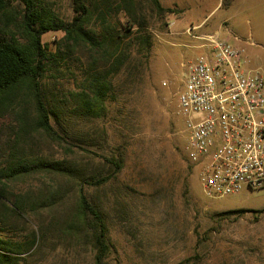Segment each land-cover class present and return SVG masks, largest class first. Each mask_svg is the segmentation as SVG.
I'll return each instance as SVG.
<instances>
[{
    "label": "trees",
    "instance_id": "trees-1",
    "mask_svg": "<svg viewBox=\"0 0 264 264\" xmlns=\"http://www.w3.org/2000/svg\"><path fill=\"white\" fill-rule=\"evenodd\" d=\"M72 8L64 20L50 0H0V264H29L45 247L89 246L93 264L110 252L104 201L86 188L111 182L125 152L102 153L100 165L88 154L109 146L97 121L127 100L149 57L151 23L172 8L160 0H72ZM58 30L50 49L42 35Z\"/></svg>",
    "mask_w": 264,
    "mask_h": 264
},
{
    "label": "rangeland",
    "instance_id": "rangeland-1",
    "mask_svg": "<svg viewBox=\"0 0 264 264\" xmlns=\"http://www.w3.org/2000/svg\"><path fill=\"white\" fill-rule=\"evenodd\" d=\"M50 1L64 20L72 17V0ZM160 1L172 12L151 23L152 47L137 83L97 121L107 127L109 146L88 154L100 165L102 153L125 152L111 182L86 188L108 213L106 264H264V187L207 196L198 169L184 158L177 112L183 71L199 55L205 33L242 48L245 68L264 71V0ZM63 36L48 31L41 39L55 49ZM241 208L248 211L221 214ZM29 264H93L92 251L45 247Z\"/></svg>",
    "mask_w": 264,
    "mask_h": 264
},
{
    "label": "built area",
    "instance_id": "built-area-1",
    "mask_svg": "<svg viewBox=\"0 0 264 264\" xmlns=\"http://www.w3.org/2000/svg\"><path fill=\"white\" fill-rule=\"evenodd\" d=\"M177 93L184 158L210 197L264 187V71L245 68L243 49L205 33Z\"/></svg>",
    "mask_w": 264,
    "mask_h": 264
}]
</instances>
